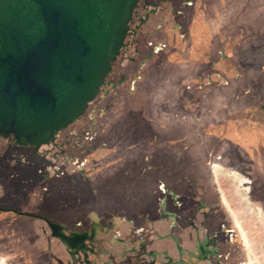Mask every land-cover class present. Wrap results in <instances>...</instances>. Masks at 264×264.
Here are the masks:
<instances>
[{"label":"flooded vegetation","instance_id":"af4514ba","mask_svg":"<svg viewBox=\"0 0 264 264\" xmlns=\"http://www.w3.org/2000/svg\"><path fill=\"white\" fill-rule=\"evenodd\" d=\"M261 21L264 0H139L110 83L77 121L40 147L0 131V258L246 264L245 234L213 172L232 151L264 149L261 127L229 110L173 109L163 93L155 110L147 90L177 78L192 92L228 90Z\"/></svg>","mask_w":264,"mask_h":264},{"label":"water","instance_id":"95a60500","mask_svg":"<svg viewBox=\"0 0 264 264\" xmlns=\"http://www.w3.org/2000/svg\"><path fill=\"white\" fill-rule=\"evenodd\" d=\"M138 2L0 0V131L40 147L77 121L110 83Z\"/></svg>","mask_w":264,"mask_h":264},{"label":"rangeland","instance_id":"374dc122","mask_svg":"<svg viewBox=\"0 0 264 264\" xmlns=\"http://www.w3.org/2000/svg\"><path fill=\"white\" fill-rule=\"evenodd\" d=\"M260 27L263 33L258 39V48L253 52V45L246 44V49H251V55L248 57L251 62L240 66L238 71L233 67L229 70L231 82L228 90L220 84H215L209 92H192L185 82L178 81L177 78L173 83L164 86V92H161L158 86L148 87L147 93L154 100L149 103V108L157 109L160 98L156 100V96L163 93L165 100H170L168 103L173 109L177 106L180 110V106L181 109L183 107L191 111L229 110V118L239 120L244 116V122L255 121L252 126L261 127L258 132L260 143L264 144V21H261ZM147 93L140 91L136 94L140 99H145ZM166 105L165 108L168 107V104ZM257 149L230 152L235 159L227 156L221 162L222 165L214 166L213 172L245 234L246 264H264V149ZM221 152L219 150L215 153ZM242 159L244 161H241ZM0 264L7 263L0 258Z\"/></svg>","mask_w":264,"mask_h":264}]
</instances>
